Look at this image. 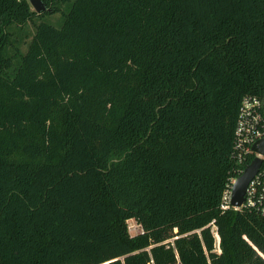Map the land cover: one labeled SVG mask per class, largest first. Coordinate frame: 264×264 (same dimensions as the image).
Masks as SVG:
<instances>
[{"label":"trees","instance_id":"1","mask_svg":"<svg viewBox=\"0 0 264 264\" xmlns=\"http://www.w3.org/2000/svg\"><path fill=\"white\" fill-rule=\"evenodd\" d=\"M44 1L0 0V264H264L221 208L264 0Z\"/></svg>","mask_w":264,"mask_h":264},{"label":"built area","instance_id":"2","mask_svg":"<svg viewBox=\"0 0 264 264\" xmlns=\"http://www.w3.org/2000/svg\"><path fill=\"white\" fill-rule=\"evenodd\" d=\"M261 140H264V97L246 94L239 108L232 150L238 167L230 175L223 191L221 208L224 211L229 208L236 210L246 208L264 216V153L255 149V144ZM256 158H260L262 163L248 183L244 202L241 206L233 205L234 187L239 177ZM137 225L133 228L129 225L132 235L143 232L142 226ZM215 232L219 237L216 229Z\"/></svg>","mask_w":264,"mask_h":264},{"label":"water","instance_id":"3","mask_svg":"<svg viewBox=\"0 0 264 264\" xmlns=\"http://www.w3.org/2000/svg\"><path fill=\"white\" fill-rule=\"evenodd\" d=\"M33 8L41 13L49 10L47 3L44 0H29ZM255 149L264 153V140H261L255 144ZM262 163L260 158H256L252 164H250L245 172L239 177L233 191L232 204L241 206L245 199L246 188L250 179L257 173Z\"/></svg>","mask_w":264,"mask_h":264},{"label":"rangeland","instance_id":"4","mask_svg":"<svg viewBox=\"0 0 264 264\" xmlns=\"http://www.w3.org/2000/svg\"><path fill=\"white\" fill-rule=\"evenodd\" d=\"M62 9L65 10L66 8L62 7ZM61 13L62 12H56L53 15H50V16L48 15L47 18L50 21H53V22L58 21L60 19L61 15H62ZM34 27H35L34 24L31 22L30 24H28V26L26 28V31H27V33L29 35V38H31L33 36ZM137 224H138V222L136 220H134V219H130L129 220L130 227H132V228L133 227H137L138 226ZM217 247L219 248V237L218 236H217Z\"/></svg>","mask_w":264,"mask_h":264}]
</instances>
